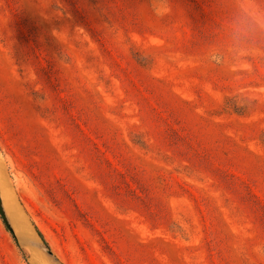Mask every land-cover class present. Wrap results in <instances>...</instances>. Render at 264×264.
<instances>
[{
  "label": "rangeland",
  "instance_id": "1",
  "mask_svg": "<svg viewBox=\"0 0 264 264\" xmlns=\"http://www.w3.org/2000/svg\"><path fill=\"white\" fill-rule=\"evenodd\" d=\"M183 1L199 35L180 44L149 0H0V197L9 218L2 189L13 199L23 227L10 218V233L0 219V264H264L262 113H210L232 91L264 100V69L232 66L230 48L204 63L193 48L213 37L224 46L230 30L264 39V0ZM169 3L168 20L182 12ZM204 17L217 33L203 28ZM84 58L97 77L82 69ZM135 126L170 158L137 149L138 136L149 135L129 133ZM193 167L227 173L236 190L227 195L262 223L249 236L250 257L241 248L247 236L237 235L209 182L191 179ZM186 191L204 225L188 242L179 239L186 218L174 224L171 211L181 200L192 204ZM203 240L190 261L188 250Z\"/></svg>",
  "mask_w": 264,
  "mask_h": 264
},
{
  "label": "trees",
  "instance_id": "2",
  "mask_svg": "<svg viewBox=\"0 0 264 264\" xmlns=\"http://www.w3.org/2000/svg\"><path fill=\"white\" fill-rule=\"evenodd\" d=\"M167 1V7H168V0H149V6L151 9V12L154 13L157 17V22L159 24H161L162 22H164L166 19V23L163 24L162 29L164 30V32L170 31V38L172 41H175V43H182V41H195V37H198L199 33L195 32V28L197 25L196 22H193V18L189 17L188 20L185 22V16L188 14L186 13L187 11H184L185 4L186 1L183 0H170V5H171V10L174 7V5H179L181 6V11L180 14L178 16H174L172 19L168 20L170 18V7H168L167 12H164V4ZM199 14H201L202 16L204 15L203 13L198 12ZM154 15V16H155ZM174 15V14H172ZM192 16H194V13H191ZM200 17V15H199ZM205 20V24L203 26V28H208L211 29L210 32L213 33H217L218 31H212V24L210 19H206L205 17L203 18ZM195 20V19H194ZM247 23V28L248 30H250V27L253 26L252 30H256V26L251 22L250 18L246 21ZM168 25V26H167ZM178 26V27H177ZM161 28V27H160ZM178 28V29H177ZM232 35L229 38L226 37V41L228 40L227 44L222 46V44L219 43H215V41L217 38L213 37L210 39V41H208L207 43H204L203 45L199 46V49H196V47H193L195 52L204 58V63H213L215 64L213 61L211 62V58L215 56V54H217L218 50H221L222 48H230L228 50H230V60H231V65L235 66V65H240V64H249L251 66H255V64L259 67H262L264 69V45L260 44L261 42H263L264 39H261L260 35H256V33H248L249 35L245 34H239V33H233V31H229ZM176 33L179 35H176ZM178 36V37H177ZM254 36V37H253ZM76 37V41L80 42L81 46L84 47L83 51L87 52L90 55H94L93 53H91V49H89L88 47V42L86 41V39L82 36V35H77L74 33L73 38ZM220 38V37H219ZM222 38V35H221ZM260 41V43L254 41V40ZM126 40V38H125ZM71 43V42H70ZM73 46L76 47L75 43H71ZM189 44V43H188ZM189 49H193L192 48V44H189ZM206 50H209L208 52H206ZM214 50V51H212ZM188 52V51H187ZM205 52V53H204ZM223 52V51H221ZM220 52V53H221ZM225 52V51H224ZM131 54L135 60V62L137 64L142 65V61L138 59V53L136 51H131ZM222 54V53H221ZM96 63H98V60H96ZM88 59L84 58V62H82V69L85 71L91 70L93 74H98L99 71L96 68H92L90 67L88 69ZM255 72L256 71L255 67H253ZM260 79L264 81V73L262 75H259ZM97 77V75H96ZM25 79L27 80V76L25 77ZM111 85H113L111 83ZM110 85V87L112 88V86ZM231 88V87H230ZM229 88V89H230ZM31 92V91H30ZM33 93H36L35 91H33L32 93H30V97L33 95ZM257 111V112H256ZM262 113L263 118H261L259 120L260 122V126L261 124L264 123V100H262L261 96L259 94H257L255 91H247L244 93H238L236 91V93H233V91L230 93V95L224 97V99L221 101V103L215 108L212 109L210 111L212 117H220V116H230V115H234V116H238V117H250V115L252 113ZM264 125V124H263ZM139 126H135L132 127L129 131V133H134V135H137V133L139 134H145V135H149L147 134V132H136L137 128ZM140 130V129H139ZM130 136V135H129ZM264 136V126L261 127L260 131L257 134V137H263ZM150 135L148 136V138L146 139V141H143L141 139L140 136H138V140H136L138 142V145L140 147H138L137 149L140 150H144L147 152H150L152 154L158 155V154H165V155H170V153H160L158 151L157 148L155 149H150L149 146H153L151 144L152 140L149 139ZM151 138V137H150ZM149 139V140H148ZM258 141V139H257ZM258 145H260L262 148H264V146H262L261 144V138L259 140ZM170 158V156H169ZM163 161H168V159L166 157H164L162 159ZM190 165H188L186 163V165H183V169H187L189 170L191 167H188ZM192 171V175L190 174V177L192 180H197L199 184L204 185L205 182H209V184L206 186L204 185L206 188L209 189V191L213 194V197L215 199L216 202H218V208L220 209H226V216L228 217V219H230L232 225L236 226V232L237 235H240V237L243 236H247L245 238L246 240V248L244 249V247H241L245 253V258L250 257V253L247 252V249L249 246L248 242H249V236L252 234H256L257 232H259V226H262V223H257L255 224V221L253 220L252 217H245L241 211H240V205L232 198V200L230 199L229 195H227V191L226 190H230V194H233L234 191H236L233 187V185L231 183L227 184L224 180L223 177H227V173H224L223 171H217L216 169H214V172L217 171V173H210L209 171H206L205 169H198L196 167H193V169H191ZM189 176V175H188ZM214 177V178H213ZM204 181V183H201V181ZM235 180H237L235 178ZM234 180V181H235ZM196 181V182H197ZM231 187V188H230ZM186 196L187 195V191L183 192ZM188 198L190 199L189 201L192 202V204H189L187 201L181 200L180 202H176V204L171 207V211H177V213H175L174 215H172V219L174 224L177 223V219L179 217L182 218H186V224H189L188 228L190 227V229L188 230V228L182 229L181 230V234L182 237L186 234V232L188 233L187 235L184 236V238H179L182 239V241L184 242H188L190 241V239L192 237H194L195 233L197 231V227L199 226L201 228V232L203 231L204 225H203V221L201 220L202 217L199 216V209H198V203L196 201V199L191 195L188 196ZM236 203L238 205H236ZM248 205L253 206L251 203ZM228 208H230V211H228ZM261 209H263V207H259ZM182 209L184 212H182ZM184 214V215H183ZM187 217H186V216ZM260 224V225H259ZM180 224H178L177 226H175L176 228L179 227ZM259 228V229H258ZM37 234L39 236V238L43 241L42 236L40 235V233L37 231ZM237 235H235L236 237H238ZM251 241V240H250ZM204 240L202 241L201 245H199L198 248L196 249H189V259L190 261L193 260V258L195 259V254L198 253V257L201 255V248L206 246L204 245ZM236 246V245H235ZM16 247L18 249V251L21 253L20 248L18 247V245L16 244ZM240 248V242L237 241V246H236V250H239ZM22 254V253H21ZM242 256V254H240ZM23 256V255H22Z\"/></svg>",
  "mask_w": 264,
  "mask_h": 264
},
{
  "label": "bare ground",
  "instance_id": "3",
  "mask_svg": "<svg viewBox=\"0 0 264 264\" xmlns=\"http://www.w3.org/2000/svg\"><path fill=\"white\" fill-rule=\"evenodd\" d=\"M1 171H0V177H1ZM2 178V177H1ZM5 179V178H4ZM5 182V181H4ZM0 185L3 187V188H5V185H4V183L2 182V180H0ZM6 191L5 190H3L2 189V193L4 194V197L6 198V209L8 210V212H9V214H10V218H12L13 219V224H14V227H13V224H12V226H11V220H10V218H9V215H8V213H7V215H8V220H9V224H10V226L11 227H13L14 229H16V230H22L21 228H23L22 227V225H21V219H20V216H19V214H18V212L16 211V207H15V204H14V201H13V199L11 198V197H9V196H7L6 194L7 193H5ZM0 195H1V192H0ZM2 200V199H1ZM3 201V200H2ZM3 205H4V202L2 203ZM11 222V223H10ZM12 228V229H13Z\"/></svg>",
  "mask_w": 264,
  "mask_h": 264
},
{
  "label": "water",
  "instance_id": "4",
  "mask_svg": "<svg viewBox=\"0 0 264 264\" xmlns=\"http://www.w3.org/2000/svg\"><path fill=\"white\" fill-rule=\"evenodd\" d=\"M0 219H1V221H2V223L4 225V227H5V229L11 233L13 229H12V227L9 224L8 215L6 213V210L4 208V205L2 204L1 197H0ZM44 261L47 264H60L59 262H57L55 260L52 261L51 258H45Z\"/></svg>",
  "mask_w": 264,
  "mask_h": 264
}]
</instances>
